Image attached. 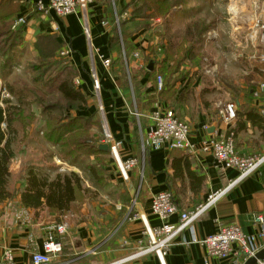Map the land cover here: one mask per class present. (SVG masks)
Segmentation results:
<instances>
[{
  "label": "crops",
  "instance_id": "crops-1",
  "mask_svg": "<svg viewBox=\"0 0 264 264\" xmlns=\"http://www.w3.org/2000/svg\"><path fill=\"white\" fill-rule=\"evenodd\" d=\"M17 2V23L21 18L25 21L20 45L26 47L31 58L54 59L56 56L57 72L67 76L87 102L85 107L80 106L68 115L98 121L104 136L110 137L108 141L117 144L113 151L119 161L135 157L141 163L140 133L146 130L148 113L155 104L172 110L187 124L188 141L194 152L172 151L165 147L148 150L142 164L143 177L139 176L140 164L131 173L128 187L121 180L115 159L111 153L105 152L111 155L113 163L106 169L108 182L126 188V202L117 200V205L109 208L102 205L100 199L105 197L99 192L87 193L80 202L75 201L74 208L55 215L45 208L31 210L21 206L20 196L26 183L23 180L30 169L28 165L24 168L22 163L21 156L27 152V146H22L19 158L11 161L8 170L7 188L13 196L0 204V257L9 248L15 264H31V255L42 252V241L48 228L61 223L66 225L67 232L59 237L62 250L52 264H160L153 253L135 256L140 242L146 240L143 236L145 225L157 227L161 224L151 213L152 196L163 191L171 192L181 213L196 209L216 190H224L214 205L174 238L164 264H233L232 257L209 258L194 239L211 236L223 225H236L250 235L259 232L252 223V216L264 213V163L248 177L235 182L237 171L221 168L199 146L225 130L215 104L234 101L238 117L229 130L234 132L235 150L240 156H264V117L258 112L264 99L260 90L264 82V0H236L234 18L227 19L231 14L229 8H234L231 5L225 8L223 17L210 11L206 15L210 29L202 41L187 52L182 64L168 80V86H162L160 90L153 80L155 73L151 75L152 71L146 69L151 60L147 65L141 60L149 54L148 49L153 55L161 50L154 29L129 32L128 25H123L127 31L125 40L130 60L126 63L121 41L118 49L110 43L115 33V16L112 13L111 17L105 0H94L88 4L85 13L80 11L64 18L47 11L49 0ZM118 2L120 6L126 4L122 0ZM208 2L211 4V0ZM38 3L44 10L38 9ZM252 22L258 23L253 30ZM212 31L216 36L210 39L207 34ZM46 39L54 44L55 52L45 50L43 41ZM60 50H69L66 58L56 55ZM133 53H138V60H131ZM107 59L111 67L106 70L101 61ZM119 59L123 67L118 63ZM213 65L216 71L206 73ZM92 76L100 84L98 97L93 92ZM130 80L136 88L132 100L131 89L126 83L130 84ZM249 112L260 118L247 120ZM94 146L99 148L97 143ZM181 155L188 157L189 169L196 176L204 177L200 187L193 181L190 183L185 174L180 179L175 176L171 163ZM63 166L76 170L75 166ZM132 189L138 190L134 202ZM42 214H46L45 218ZM168 222L178 224V216L169 217Z\"/></svg>",
  "mask_w": 264,
  "mask_h": 264
},
{
  "label": "built area",
  "instance_id": "built-area-1",
  "mask_svg": "<svg viewBox=\"0 0 264 264\" xmlns=\"http://www.w3.org/2000/svg\"><path fill=\"white\" fill-rule=\"evenodd\" d=\"M94 0H49L47 11L56 14L57 17L64 18L70 14L82 11L88 4L93 3ZM38 9L44 10L41 3H38ZM233 11L232 8H229ZM125 15V14H124ZM123 15V17H125ZM264 16V15H263ZM158 21V20H157ZM24 19H19L18 23H24ZM115 29L119 28V17L115 15L113 21ZM156 25V23L154 24ZM18 26V25H17ZM251 30L258 26V23H251ZM214 31L207 34L210 39L215 38ZM263 39H261L262 42ZM121 46L123 44L121 42ZM69 50H62L58 53L59 57L66 58ZM122 57L127 63V55L125 47L122 48ZM132 58L138 60V53H133ZM263 60V57H262ZM102 66L107 70L111 67L109 59L101 61ZM216 71V66H212L206 70V73H213ZM157 89L160 90L162 86L161 76L156 78ZM93 92L98 97L100 91V84L97 79L92 76ZM264 88V82L260 85V90ZM8 93L5 89L0 92V97L7 98ZM217 115L220 118V124L225 127V130L220 136L207 139L203 141L199 149L211 155L213 160L225 170H236L237 177L235 182L243 180L252 172L257 170L259 166L264 163V156H240L235 150L234 132L229 130L232 123L236 120V103L231 102H217L215 104ZM259 114L264 117V99L258 110ZM135 116H138L135 114ZM149 124L144 133H140V152L143 159L140 161L135 157H129L126 160L119 161L117 159L114 149L117 144L113 141H108L110 137H105L104 145L108 146L109 153L112 159H115L120 173L121 180L124 184L130 185V175L135 172L141 164V171L139 176L143 177V162L148 150H159L165 147L167 150L194 152L193 147L188 141V126L178 119L174 112L168 108H164L159 104H155L153 109L148 113ZM136 169V170H135ZM224 190H216L211 193L203 204H200L192 211L179 212L177 205L173 201V195L169 191L159 192L152 196L151 199V213L156 216L161 223L157 227H150L145 225L143 236L145 241H141L138 251L135 256H143L148 253H153L158 258L160 264H164L165 256L170 250L174 242V238L182 233L183 230L192 226L199 216L204 213L210 206L214 205L216 201L223 195ZM133 202L138 195V190L132 189ZM177 215L178 224H171L168 218ZM252 223L259 228V232L253 235L245 234L239 227L235 226H219L217 232L211 236L194 239V242L201 246L206 251V256L209 258H227L232 257L233 264H243L247 259L254 256V254L264 247V213L254 214L252 216ZM53 227L48 228L44 239L42 241V252H35L31 255V264H52V260L57 257L62 250V244L59 237L67 232L66 225L61 223L53 224ZM0 264H15L14 255L11 249L6 248L0 257ZM259 264H264L259 263Z\"/></svg>",
  "mask_w": 264,
  "mask_h": 264
},
{
  "label": "trees",
  "instance_id": "trees-1",
  "mask_svg": "<svg viewBox=\"0 0 264 264\" xmlns=\"http://www.w3.org/2000/svg\"><path fill=\"white\" fill-rule=\"evenodd\" d=\"M137 2L139 4L141 3L142 6H146L147 10L149 11L151 10L149 6L154 2V0H137ZM155 4H157L156 6L158 7V9L155 10L157 11V15L170 14L172 6L175 5L173 3V5L170 6V4L167 3V0H160ZM173 7H176V5ZM18 8L19 6L17 0H0V45L3 44L5 47H9L11 49L18 47L20 44L22 35L21 31L24 25L23 24L22 27L16 30L18 25L16 24ZM123 15L124 13L118 16L119 25L121 18L123 20ZM206 21L207 17L202 16V13L199 12L195 16V20L192 23H187L183 27L184 30L180 32V34L176 33V35L166 37V47L162 46L163 50L159 62L157 60H152L154 69L152 72H150V74L152 75L155 73V77L153 79L154 82L158 76H163L164 80H162V86H168V80L182 64L181 62L185 58L187 52L192 47H194L195 44L201 42L203 35L210 29ZM164 22H166V18H164ZM126 37L127 35L125 36V39ZM120 40L121 39L117 36V34L114 33L110 39V43L112 44L113 48L116 49L118 47ZM43 42L45 50H50L51 46H54V44H52L51 40L49 41V39H46ZM49 42L51 44H49ZM122 44L123 47H125L127 55L126 60L128 61V47L126 46L125 42H122ZM60 51H56L57 56H59L58 53ZM2 52L3 51H0V53ZM41 60L49 61L51 59L40 58L39 61ZM54 62V66H48V69H45V71L43 70V73H45V75H50L52 72H55L56 74V77L53 79V83L57 86L55 89H53L52 95H58L61 101L64 103V106L60 108L63 111V115L62 118L56 120L50 118L47 119L48 121L52 122V125H49V129L47 133H45L44 138L53 148L60 147L68 157L67 159H64L67 161L69 158H73L77 154L79 147L82 145L85 146L90 155H106L105 152L94 146V142L92 141L91 136L88 134L90 129L83 128L81 125L83 123H89L90 125H93L92 121L95 120L90 118L83 119L79 117L72 118L69 116L71 115L70 113L76 111L78 107H85L87 102L82 92L77 89L74 84H72V81L57 72L59 68L57 66L58 62L57 60ZM156 67L157 71L155 72ZM5 76L6 75L0 76L1 84L2 82H5ZM60 76L62 78H60ZM162 86L161 88H163ZM2 89H5L9 93L13 94V96H16L13 87L7 86L4 83V85H0V92ZM20 91L21 90L17 92V106L13 105L6 98H0V204L12 197V193L8 191L7 188L8 180L10 178L8 171L9 165L11 161L16 158V143L25 139L27 136V130L30 127V124L27 121L28 116L25 115V112L21 108L23 103H29L25 101L22 102L21 99H23L24 90L22 92ZM33 99L36 101L35 97H33ZM39 103H41L40 114L42 116L43 114H47V117H50L51 114L56 110V108L51 104L47 103L48 105H45L44 102L41 101H39ZM253 118L259 119L260 116L254 112H249V114H246L247 120L252 121ZM19 129L21 130L20 132ZM21 133H23V135L18 138V135ZM82 135L87 136L85 142H77V138L81 137ZM171 167L176 174L175 176L179 179L185 174L188 177L190 183L193 181L199 187L204 181L203 176H196V174L193 173L191 169H189L190 162L186 155H181L176 162L175 159H173ZM26 173V183L20 196L22 207L31 210H40L45 208L49 213L58 215L74 208L73 205L75 201L78 202L76 194L80 188L81 178L77 173H58L53 178H50L48 174L35 171L31 168L28 169Z\"/></svg>",
  "mask_w": 264,
  "mask_h": 264
},
{
  "label": "rangeland",
  "instance_id": "rangeland-1",
  "mask_svg": "<svg viewBox=\"0 0 264 264\" xmlns=\"http://www.w3.org/2000/svg\"><path fill=\"white\" fill-rule=\"evenodd\" d=\"M105 1L109 7L111 17L112 13H114V16L116 15L117 17L123 13L125 14L123 20L122 18L120 20L119 28L114 29L117 36L121 39L120 41L126 43L125 36L127 35V31L122 27L123 23L128 25L127 27L129 28V32L130 30L138 32L141 31V29H154V36L158 39V48H161V51L153 55V52L147 48L149 54L141 59L142 62L147 65L146 63H148L150 59L151 61L160 59L163 50L162 46L166 47V37L176 35V33L180 34V32L184 30L183 27L187 23H192L195 20L197 13H201L202 11V16L206 17L210 11H213L223 17L226 15H224V12H226L225 8H227L228 5H234L236 0H231V2H228L229 0H211V4L208 0H167V3L170 4V6L173 5V3L176 5V7H173L175 5L172 6L171 13L168 15H157V11L155 10H157L158 7L155 3H158L160 0H154V2L149 6L151 9L149 11L146 6H142V4H139L137 0H122V3L126 2V4L123 3L122 6H120L118 0ZM235 8L236 6H234L233 11L229 9L228 12L231 14H229L227 19L230 17L234 18L233 13L236 11ZM164 18H166V22H164ZM155 23L156 25H154ZM145 37L148 38L146 35ZM49 44L51 43L49 42ZM50 50H54L53 46H51ZM0 51H3L0 53V76L6 75L5 82H2V84L0 83V85H4L5 83V85L13 87L14 93L16 94V96H13V94L7 91L8 96L5 98L13 105L17 106V92H19V90H21L20 92L24 90L23 99L21 100L22 102L25 101L29 103H23L21 108L25 112V115L29 118H27V121L30 124V127L27 130V136L25 139L16 143L15 146L16 158H19L21 147L24 145L27 146V152L26 150H23V153H26L22 156L20 155L22 163H24V168L28 165L29 168L35 171L48 174L50 178L55 177L58 173H77L81 178L80 188L76 194L79 202L82 200L83 194L89 193L92 195L94 192H99L103 197H105L100 200L102 205L108 206L109 208H111L113 204L117 205V200L121 203L126 202V188H124L123 185H115L111 181L108 182V173L106 169H109L110 165L113 166L110 154L94 155L91 158L88 150L82 145L79 147L77 154L73 158H69L67 161L64 160L68 158L65 155V152L60 147L53 148L44 138L45 133H47L49 129V125H52V122L47 119L50 118L56 120L62 118L63 115V111L60 108L64 106V103L58 95H52L53 89L57 86L53 83V79L56 77V74L55 72H52L50 75H45V73H43V70L45 71V69H48V66H54V59L56 56L54 59L49 61H39L37 57L31 58L30 54L26 50V47L20 44L18 47L13 49L5 47L1 44ZM131 60H133V58ZM128 62L130 63L129 59L127 63ZM118 63L123 67L124 64L120 59L118 60ZM60 78L62 77L60 76ZM161 78L164 80L163 76H161ZM126 83L127 87L131 89L130 100H132L131 95L133 96L136 92L134 82L129 84V82L126 81ZM33 97L36 98V101H34ZM39 101L44 102L45 105H53L56 108L55 112H53L50 117H47V114H43L42 116L40 114L41 103H39ZM92 123L93 125H90L89 123H83L81 125L83 128L90 129L88 134L91 136L94 144L97 143L99 146H102L106 141L102 128L98 124V121L95 120L92 121ZM20 131L21 130L19 129V132ZM21 135H23V133L19 134L18 138H20ZM86 137L87 136L82 135L77 138V142H85ZM64 164L71 167L75 166L76 170L69 169L68 167L64 168ZM18 177V175L15 177V183L17 182ZM26 178L27 173L25 174V179L23 178L24 182ZM85 180L87 183H85ZM45 215L42 214V218H45Z\"/></svg>",
  "mask_w": 264,
  "mask_h": 264
},
{
  "label": "water",
  "instance_id": "water-1",
  "mask_svg": "<svg viewBox=\"0 0 264 264\" xmlns=\"http://www.w3.org/2000/svg\"><path fill=\"white\" fill-rule=\"evenodd\" d=\"M22 27V23H19L16 30H18V28ZM149 65L147 66V70L148 71H153L154 69V64L152 61H150L148 63ZM262 93L264 96V88L262 89ZM263 101V99L261 100ZM99 149L102 150L103 152H108V146L107 145H102L99 146ZM264 262V247L262 249H260L259 251H257L253 257L247 259L243 264H259V263H263Z\"/></svg>",
  "mask_w": 264,
  "mask_h": 264
},
{
  "label": "bare ground",
  "instance_id": "bare-ground-1",
  "mask_svg": "<svg viewBox=\"0 0 264 264\" xmlns=\"http://www.w3.org/2000/svg\"><path fill=\"white\" fill-rule=\"evenodd\" d=\"M232 1H234V0H232ZM236 3H238V2H236ZM236 3H235V4H236ZM235 4H234V5H235ZM234 5H232V6L234 7ZM250 16H251V15H250ZM247 17H248V16H247ZM249 18H250V17H248V19H249ZM252 19H254V18H252Z\"/></svg>",
  "mask_w": 264,
  "mask_h": 264
}]
</instances>
